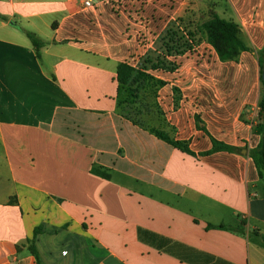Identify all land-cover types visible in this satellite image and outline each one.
Wrapping results in <instances>:
<instances>
[{"label": "crops", "instance_id": "1", "mask_svg": "<svg viewBox=\"0 0 264 264\" xmlns=\"http://www.w3.org/2000/svg\"><path fill=\"white\" fill-rule=\"evenodd\" d=\"M84 1L0 0V264H38L33 240L41 264H264V179L250 156L264 0H134L121 12ZM212 11L251 50L222 60L202 26ZM12 22L46 42L40 59ZM172 27L191 48L166 55L172 69L144 68ZM122 63L165 82L145 93L146 125L120 112ZM213 139L240 151L200 155Z\"/></svg>", "mask_w": 264, "mask_h": 264}, {"label": "trees", "instance_id": "2", "mask_svg": "<svg viewBox=\"0 0 264 264\" xmlns=\"http://www.w3.org/2000/svg\"><path fill=\"white\" fill-rule=\"evenodd\" d=\"M0 18L7 20V18L0 13ZM12 24H15L12 22ZM203 29L206 33L207 40L216 48L220 58L222 60H230L236 58L241 51L251 50L247 45L243 43L240 38V27L232 20H228L219 16L216 12L212 11L211 18L205 21ZM26 35L30 39L37 58H41V49L46 45V42L40 38L36 33L26 30ZM191 37V34H190ZM162 49L163 54H160L154 60H149L144 64V68L148 66L152 68H165L172 69L175 67L173 63H170L166 59L167 54H181L186 49L191 48V42L184 35V33L177 27L169 28L166 35L163 37ZM153 62V63H152ZM260 62L263 70L264 62V48L260 53ZM118 75L120 82V112L127 118L131 119L134 123L146 125V114L149 108L150 102L146 99V92L150 94H156L157 88L165 84L163 80L156 79L149 73L145 72L141 68L132 67L126 63H122L118 67ZM262 81V94L259 102V110L257 121L255 123V131L260 135L259 144L250 150V156L252 157L261 179H264V78ZM158 138L172 144L176 148L182 150L190 155H195L185 140L174 139L170 132L161 128L151 126L150 128ZM218 150H232L240 151L238 147L226 145L218 140L213 139V148L210 151L202 152L200 155H207ZM96 174L103 177L109 175L98 169H94ZM243 223H245L243 221ZM214 226V225H209ZM221 229H230L238 232H243V227H233L231 225H218ZM39 231L35 230V236ZM264 239V237H263ZM30 251L36 256L38 264H41L39 253L33 240L29 245Z\"/></svg>", "mask_w": 264, "mask_h": 264}, {"label": "built area", "instance_id": "3", "mask_svg": "<svg viewBox=\"0 0 264 264\" xmlns=\"http://www.w3.org/2000/svg\"><path fill=\"white\" fill-rule=\"evenodd\" d=\"M134 0H85L84 1V5L87 8H94L99 4H104L107 3L109 4L112 9L116 12H121V11H125L126 8L128 7V4ZM139 3L144 4L146 2V0H137Z\"/></svg>", "mask_w": 264, "mask_h": 264}, {"label": "rangeland", "instance_id": "4", "mask_svg": "<svg viewBox=\"0 0 264 264\" xmlns=\"http://www.w3.org/2000/svg\"><path fill=\"white\" fill-rule=\"evenodd\" d=\"M214 1H217V2H223L224 0H214ZM15 27L19 28L20 30H22V33L23 35H25L27 38L28 36L26 35L25 31L28 30V29H23L21 27V25L19 23H16V24H13ZM29 39V38H28ZM30 40V39H29Z\"/></svg>", "mask_w": 264, "mask_h": 264}, {"label": "water", "instance_id": "5", "mask_svg": "<svg viewBox=\"0 0 264 264\" xmlns=\"http://www.w3.org/2000/svg\"><path fill=\"white\" fill-rule=\"evenodd\" d=\"M262 76H263V78H264V62H263Z\"/></svg>", "mask_w": 264, "mask_h": 264}]
</instances>
